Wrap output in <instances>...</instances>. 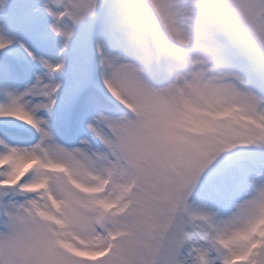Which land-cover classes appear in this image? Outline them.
I'll return each mask as SVG.
<instances>
[{
	"label": "snow or ice",
	"instance_id": "obj_1",
	"mask_svg": "<svg viewBox=\"0 0 264 264\" xmlns=\"http://www.w3.org/2000/svg\"><path fill=\"white\" fill-rule=\"evenodd\" d=\"M0 122V264H264V0H0Z\"/></svg>",
	"mask_w": 264,
	"mask_h": 264
},
{
	"label": "rangeland",
	"instance_id": "obj_2",
	"mask_svg": "<svg viewBox=\"0 0 264 264\" xmlns=\"http://www.w3.org/2000/svg\"><path fill=\"white\" fill-rule=\"evenodd\" d=\"M24 3H25V0H12V7H13V9L19 8L22 10ZM23 38L28 39L27 36H23ZM29 42L31 43L30 40H29ZM0 123H2V122H0ZM11 142L17 143V144H19V146H27L22 139L21 140H13Z\"/></svg>",
	"mask_w": 264,
	"mask_h": 264
}]
</instances>
